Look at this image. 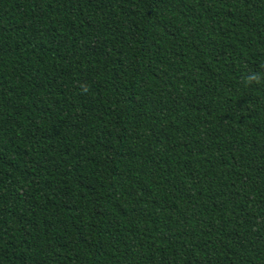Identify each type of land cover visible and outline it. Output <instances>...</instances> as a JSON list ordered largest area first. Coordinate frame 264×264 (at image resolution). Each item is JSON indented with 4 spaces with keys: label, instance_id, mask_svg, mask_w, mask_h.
Instances as JSON below:
<instances>
[{
    "label": "trees",
    "instance_id": "1",
    "mask_svg": "<svg viewBox=\"0 0 264 264\" xmlns=\"http://www.w3.org/2000/svg\"><path fill=\"white\" fill-rule=\"evenodd\" d=\"M0 264H264V0H0Z\"/></svg>",
    "mask_w": 264,
    "mask_h": 264
}]
</instances>
